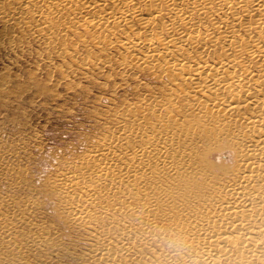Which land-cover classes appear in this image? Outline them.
Here are the masks:
<instances>
[{
    "label": "bare ground",
    "instance_id": "bare-ground-1",
    "mask_svg": "<svg viewBox=\"0 0 264 264\" xmlns=\"http://www.w3.org/2000/svg\"><path fill=\"white\" fill-rule=\"evenodd\" d=\"M73 5L79 41L125 33L119 64L165 77L51 184L58 219L85 229L77 264H264V0H0V21L50 35ZM59 243L0 211V264H62Z\"/></svg>",
    "mask_w": 264,
    "mask_h": 264
},
{
    "label": "rangeland",
    "instance_id": "rangeland-1",
    "mask_svg": "<svg viewBox=\"0 0 264 264\" xmlns=\"http://www.w3.org/2000/svg\"><path fill=\"white\" fill-rule=\"evenodd\" d=\"M74 8L48 17L56 24L50 35L45 23L22 29L0 21V200L6 206L0 211L22 232L48 229L63 243L62 264H77L78 254L89 247L85 229L58 219L53 180L115 129L116 110L140 94L153 101L165 80L155 70L119 64L127 52L112 41L125 33L102 43L79 41L89 36L86 27L74 23L79 18ZM220 158L212 157L231 165V150L222 148ZM146 252L147 259L154 255L151 248Z\"/></svg>",
    "mask_w": 264,
    "mask_h": 264
},
{
    "label": "clouds",
    "instance_id": "clouds-1",
    "mask_svg": "<svg viewBox=\"0 0 264 264\" xmlns=\"http://www.w3.org/2000/svg\"><path fill=\"white\" fill-rule=\"evenodd\" d=\"M228 157L225 155V156H223V157H221V159H227Z\"/></svg>",
    "mask_w": 264,
    "mask_h": 264
}]
</instances>
